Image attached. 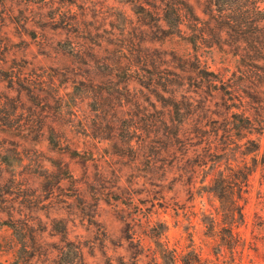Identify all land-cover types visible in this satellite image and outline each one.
I'll return each mask as SVG.
<instances>
[{"label": "rangeland", "instance_id": "374dc122", "mask_svg": "<svg viewBox=\"0 0 264 264\" xmlns=\"http://www.w3.org/2000/svg\"><path fill=\"white\" fill-rule=\"evenodd\" d=\"M186 1L0 0V264H264V50Z\"/></svg>", "mask_w": 264, "mask_h": 264}, {"label": "trees", "instance_id": "16d2710c", "mask_svg": "<svg viewBox=\"0 0 264 264\" xmlns=\"http://www.w3.org/2000/svg\"><path fill=\"white\" fill-rule=\"evenodd\" d=\"M166 7L171 8V13L168 14L169 22H179L181 17L185 15L183 7L189 11L192 15V11H190V7L186 0H181L180 2H175V0H166ZM214 8L210 10L212 18L216 22H220L221 20H225L223 24L226 25L231 31L230 35H238L243 37L246 42L251 43L252 49L264 50V28H259L257 23L264 22V0H215ZM262 36L260 39L259 36ZM255 40L256 43H252ZM264 73V68H261ZM251 108H253L254 116L253 119L245 118V126L246 127H254L261 126L263 128L264 118L261 116L260 110H262V102H259L257 99L252 98ZM255 121V122H254ZM243 177L245 179V183H248V178L252 173V168L244 165L243 166ZM234 178V177H233ZM236 184L231 180L222 179L218 188H213V191H216L217 196L220 199L231 201L228 205L225 206V210L229 215H234L235 211L241 214L240 207L235 203L234 192ZM235 187V188H234ZM237 195L240 189V186H237Z\"/></svg>", "mask_w": 264, "mask_h": 264}]
</instances>
